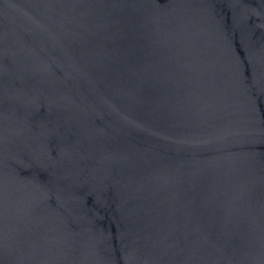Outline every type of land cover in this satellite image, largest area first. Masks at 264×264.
<instances>
[{"label":"water","instance_id":"95a60500","mask_svg":"<svg viewBox=\"0 0 264 264\" xmlns=\"http://www.w3.org/2000/svg\"><path fill=\"white\" fill-rule=\"evenodd\" d=\"M0 264H264V0H0Z\"/></svg>","mask_w":264,"mask_h":264}]
</instances>
